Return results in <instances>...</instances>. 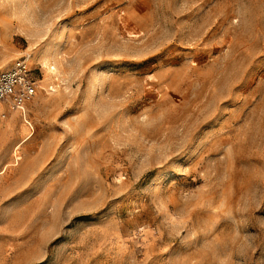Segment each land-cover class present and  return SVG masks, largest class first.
Returning <instances> with one entry per match:
<instances>
[{
  "label": "rangeland",
  "instance_id": "obj_1",
  "mask_svg": "<svg viewBox=\"0 0 264 264\" xmlns=\"http://www.w3.org/2000/svg\"><path fill=\"white\" fill-rule=\"evenodd\" d=\"M0 264H264V0H0Z\"/></svg>",
  "mask_w": 264,
  "mask_h": 264
},
{
  "label": "built area",
  "instance_id": "obj_2",
  "mask_svg": "<svg viewBox=\"0 0 264 264\" xmlns=\"http://www.w3.org/2000/svg\"><path fill=\"white\" fill-rule=\"evenodd\" d=\"M40 89V79L27 58L19 57L0 70V105L16 110L34 101Z\"/></svg>",
  "mask_w": 264,
  "mask_h": 264
}]
</instances>
